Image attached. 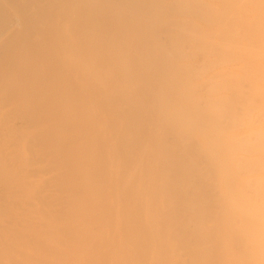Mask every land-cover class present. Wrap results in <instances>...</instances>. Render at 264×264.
Wrapping results in <instances>:
<instances>
[{
    "label": "bare ground",
    "instance_id": "1",
    "mask_svg": "<svg viewBox=\"0 0 264 264\" xmlns=\"http://www.w3.org/2000/svg\"><path fill=\"white\" fill-rule=\"evenodd\" d=\"M0 264H264V0H0Z\"/></svg>",
    "mask_w": 264,
    "mask_h": 264
}]
</instances>
